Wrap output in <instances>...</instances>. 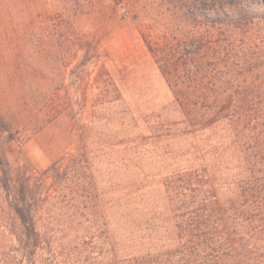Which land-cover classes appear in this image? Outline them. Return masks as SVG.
<instances>
[{"label": "trees", "instance_id": "16d2710c", "mask_svg": "<svg viewBox=\"0 0 264 264\" xmlns=\"http://www.w3.org/2000/svg\"><path fill=\"white\" fill-rule=\"evenodd\" d=\"M197 1L206 10L191 15L207 23V39L197 35L178 46L143 40L171 92L178 121L155 115L148 126L150 136L125 142L139 159L146 141L188 137L179 157L189 165L160 177L162 195L151 196L143 176L123 187L108 207L89 176L70 205L77 228L88 234L95 227L98 238L110 242L111 264H264V0ZM118 4L0 0V39L28 43L38 21L42 37L75 41V51L82 50L86 62L100 56V39H79L75 23L84 16V7L97 5L99 12L111 9L117 19ZM106 19L103 15L102 21ZM99 77L104 88L113 86L104 66ZM113 92L118 102L116 86ZM70 172L60 159L40 173L27 163L14 178L0 155V185L18 223L17 241L23 250L41 242V212L46 215L47 203L75 184ZM108 216L122 223L119 240L109 236Z\"/></svg>", "mask_w": 264, "mask_h": 264}, {"label": "rangeland", "instance_id": "374dc122", "mask_svg": "<svg viewBox=\"0 0 264 264\" xmlns=\"http://www.w3.org/2000/svg\"><path fill=\"white\" fill-rule=\"evenodd\" d=\"M114 2L119 3L117 19L111 9L99 12L97 5L84 7V16L75 23L79 39H100V56L91 52L94 57L86 62L84 52L75 51V41L42 37L38 21L28 43L0 39V155L14 178L27 163L40 173L63 159L77 179L47 203L49 211L41 212L39 223L41 242L27 250L17 241L18 223L0 185V264H111L110 242L98 238L95 227L87 234L72 221L75 212L70 205L79 199L87 178L91 176L99 200L108 207L123 187L143 176L151 185L150 195H162L160 177L190 163L179 157L188 137L146 141L139 159L132 157L125 142L150 136L148 126L155 115L167 114L171 122L179 118L143 40L178 46L197 35L207 39V23L191 15L206 8L197 0ZM101 66L120 93L118 102L113 99L114 87L104 88L99 82ZM37 173L33 181L38 184ZM107 222L115 241L124 232L122 223L116 224L113 216Z\"/></svg>", "mask_w": 264, "mask_h": 264}]
</instances>
